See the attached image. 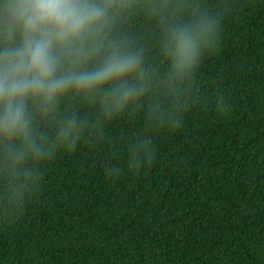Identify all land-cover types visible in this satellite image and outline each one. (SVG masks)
<instances>
[{
  "label": "trees",
  "instance_id": "1",
  "mask_svg": "<svg viewBox=\"0 0 264 264\" xmlns=\"http://www.w3.org/2000/svg\"><path fill=\"white\" fill-rule=\"evenodd\" d=\"M176 4L179 18L208 16L221 34L184 90L183 126L152 129L143 108L114 120L44 163L37 194L39 182L10 183L0 163V264H264V0ZM163 23L137 12L118 27L158 73ZM62 107L92 111L70 99ZM137 135L156 151L133 175L126 156Z\"/></svg>",
  "mask_w": 264,
  "mask_h": 264
},
{
  "label": "clouds",
  "instance_id": "2",
  "mask_svg": "<svg viewBox=\"0 0 264 264\" xmlns=\"http://www.w3.org/2000/svg\"><path fill=\"white\" fill-rule=\"evenodd\" d=\"M170 4L0 0V163L10 183L21 177L39 182L37 194L44 163L102 137L106 125L142 108L152 129L175 133L183 126L184 90L217 52L221 34L218 21L196 14L179 18L181 6ZM137 12L164 21L158 44L163 72L149 70L144 50L119 34V25ZM69 99L91 114L62 107ZM45 121L54 125L51 135L40 131ZM155 151L150 136L132 138L127 172L151 165ZM29 161L39 167L27 168ZM124 171L109 168L108 175Z\"/></svg>",
  "mask_w": 264,
  "mask_h": 264
}]
</instances>
